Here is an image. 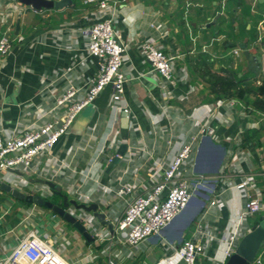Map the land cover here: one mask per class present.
Here are the masks:
<instances>
[{"label": "crops", "instance_id": "1", "mask_svg": "<svg viewBox=\"0 0 264 264\" xmlns=\"http://www.w3.org/2000/svg\"><path fill=\"white\" fill-rule=\"evenodd\" d=\"M98 1L71 0L72 5L61 10L36 12L17 0H0V37L12 45L0 58V134L5 139L61 121L66 109L55 101L68 88L77 90L75 101L85 96L98 72V60L87 52V31L96 22L110 20L125 50L124 92L117 106L111 87H106L49 154L37 156L30 169L13 170L20 175L4 174L3 180L26 195L60 204L48 186L37 183L51 182L78 206L96 205L114 229L125 210L114 190L131 185L144 194L159 183L182 145L197 136L198 123L208 120L214 134L196 137L177 176L187 179L194 172L208 180L202 190L204 205L191 222L179 219L131 247L93 212L72 205L66 209L93 237L87 243L49 209L0 191V260L34 233L68 264H183L176 251L198 229L203 253L195 264H222L228 236L236 229L241 238L254 219L264 215V136L258 135L260 146H242L246 130L263 129L264 115L236 99L235 106H218L228 98L213 93L208 74L236 73L248 85L260 84L264 0H102L104 9ZM143 43L173 59L172 85L151 70L141 52ZM122 145L126 150L118 157ZM115 157L117 162L106 172ZM243 180L251 187L236 190ZM248 194L261 201L263 210L239 220Z\"/></svg>", "mask_w": 264, "mask_h": 264}, {"label": "built area", "instance_id": "2", "mask_svg": "<svg viewBox=\"0 0 264 264\" xmlns=\"http://www.w3.org/2000/svg\"><path fill=\"white\" fill-rule=\"evenodd\" d=\"M95 0H84V4L94 3ZM98 7L104 9L105 1H98ZM264 29V25H263ZM88 55L98 60V72L90 81L85 96L75 101L77 90L68 88L55 101L57 107H65L63 119L47 122L34 130L22 135L5 139L0 134V177L9 170L17 167L30 169L34 159L41 154H49L61 137L66 135L77 116L88 106L92 105L96 97L108 86L111 87V99L115 106L122 100L124 92V75L121 72L122 55L125 52L119 35L113 30L110 20L96 22L88 31ZM260 39V38H259ZM12 45L6 37H0V58L11 51ZM141 52L151 67L168 84H173L172 58L151 43H143ZM233 54L239 56V51ZM264 72V59L262 62ZM237 105L232 99L219 100L217 105ZM127 117L128 110L122 109ZM213 127L208 125V120L198 123L196 137L212 136ZM196 137L182 145L171 164L163 171L162 180L152 186L144 194L137 193L134 186L120 184L113 192L115 198L124 202L125 210L121 218L114 225L113 235L121 236L124 244L135 247L152 236L159 235L180 215L188 206L194 191L206 189L208 180L194 172L187 179H178V173L189 159ZM111 163L112 159L109 158ZM250 188L246 180L235 186L236 190ZM204 195V194H203ZM263 210L260 200L251 195L245 196L243 217H253ZM236 229L227 238L224 251V261L234 252L240 238L236 236ZM112 235L111 239L114 237ZM202 233L197 229L191 238L182 242L176 254L183 264H195L196 259L203 253L201 242ZM0 264H68L61 255L46 241L29 233L21 239ZM253 264H261V258L255 259Z\"/></svg>", "mask_w": 264, "mask_h": 264}, {"label": "water", "instance_id": "3", "mask_svg": "<svg viewBox=\"0 0 264 264\" xmlns=\"http://www.w3.org/2000/svg\"><path fill=\"white\" fill-rule=\"evenodd\" d=\"M20 4L30 7L36 12L42 10H61L65 7L72 5L71 0H17ZM242 53L244 56H247V51L242 47ZM125 116V115H124ZM126 147L121 146L118 154V157L124 155ZM118 160L117 157L113 159V162L109 165L106 172L113 167V164ZM8 173L18 174L19 173L9 170ZM39 184H43L49 187L53 193L61 199L60 204H54L51 201L45 200L41 195L38 194H24L20 190L14 189L7 182L0 177V191L10 195L13 199L24 202L25 204H33L39 207H45L49 209L52 213L60 217L64 222L69 224L87 243L93 241V237L87 231L82 220L77 219L75 216L66 211L69 205H72L76 208H81L86 212H93V216L102 224L108 227L110 233H113V228L110 222L104 221V215L97 211L96 205L92 204L89 207L85 205L78 206L75 201H70L67 196H64L60 192L56 191V186L48 181H37ZM203 198H206V195H203L200 191L196 190L191 196V200L188 206L176 217L173 221H178L179 219H185L188 222H191L194 217L198 214L201 208L204 205ZM264 243V215L260 216L259 219L251 227L250 231L243 235L230 257L226 260L224 264H253L256 259V256L261 250L262 244Z\"/></svg>", "mask_w": 264, "mask_h": 264}, {"label": "trees", "instance_id": "4", "mask_svg": "<svg viewBox=\"0 0 264 264\" xmlns=\"http://www.w3.org/2000/svg\"><path fill=\"white\" fill-rule=\"evenodd\" d=\"M208 76V82L216 96H226L228 99H236L243 103L246 108L251 109L252 112L264 115V77L261 78L259 85L251 86L245 83L244 78H238L236 73H229L226 77H219L212 74H208ZM262 128L261 131L246 130L243 134L242 146L244 148L252 147L253 145L260 146L261 143L258 135L264 136V127ZM55 198L58 201L60 199L58 196H55ZM259 217L254 219V222L251 223L252 226ZM249 231H247V233ZM262 252L263 250H260L256 258L260 257L264 264V255Z\"/></svg>", "mask_w": 264, "mask_h": 264}, {"label": "rangeland", "instance_id": "5", "mask_svg": "<svg viewBox=\"0 0 264 264\" xmlns=\"http://www.w3.org/2000/svg\"><path fill=\"white\" fill-rule=\"evenodd\" d=\"M207 195H208V194H207ZM70 227H71V226H70ZM192 228H193V225L189 226V227L186 229L185 234H187V233H189L190 231H192ZM69 229H70L71 231L74 232V230H72V229H73L72 227L69 228ZM261 250H264V243L262 244ZM263 255H264V253H263Z\"/></svg>", "mask_w": 264, "mask_h": 264}]
</instances>
